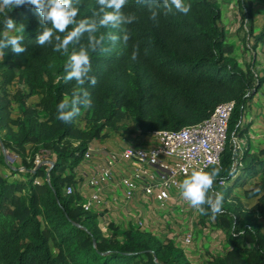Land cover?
<instances>
[{"label": "trees", "instance_id": "trees-1", "mask_svg": "<svg viewBox=\"0 0 264 264\" xmlns=\"http://www.w3.org/2000/svg\"><path fill=\"white\" fill-rule=\"evenodd\" d=\"M185 2L191 4L187 15H161L157 26L149 19L146 6L128 0L124 11L135 13L137 20L125 26L130 32L127 47L118 41L114 46L108 44L109 53H90V76H95L97 83L83 86L92 107L81 109L88 124L81 128L75 120L65 124L56 118L58 103L80 87L75 81L61 79L67 57L51 45L36 43L43 27L34 9L17 7L8 13L18 27L24 26L25 52L4 50L0 81L6 86L18 76L27 89L17 95L19 114L12 119L16 128L7 130L0 141L20 157L28 179L10 181L0 175V264H192L181 247L148 230L112 225L111 233L105 235L98 223L99 212L84 209L78 191L67 193L65 187L78 181L73 168L105 127H117L128 117L143 133L177 129L201 121L227 100H234L235 105L220 154L222 171L214 183V189L224 194L223 212L214 218L225 231L230 248L206 264H264V231L257 219V215L264 219V157L252 151L247 140L240 163H236L239 154L235 146V138L246 131L241 128L246 103L261 87L264 76L255 71L253 60L242 67L225 53L226 31L216 0ZM237 4L242 25L249 22L246 32L253 36L252 48L264 43V26L253 31L250 3L237 0ZM97 7L96 0H82L77 19L90 17ZM3 19L0 14V31ZM81 43L86 44V39ZM137 44L140 51L133 60ZM33 94L39 96L35 106L26 103ZM43 148L55 153L48 177L47 166L34 162ZM12 171L18 172V167ZM254 175L257 180L246 191L258 195L254 206L244 208L240 201L231 202L234 188L245 185ZM39 177L42 183L36 184ZM11 198L16 204L14 214L6 208ZM202 216L212 215L209 210Z\"/></svg>", "mask_w": 264, "mask_h": 264}, {"label": "rangeland", "instance_id": "rangeland-1", "mask_svg": "<svg viewBox=\"0 0 264 264\" xmlns=\"http://www.w3.org/2000/svg\"><path fill=\"white\" fill-rule=\"evenodd\" d=\"M221 8L220 23L226 31L224 39V50L227 55L237 59L242 67L247 63L254 61V69L264 76V43H257L254 48L253 36L247 34L249 22L242 25V12L238 7L237 0H216ZM252 8V25L254 33L258 32L264 26V0H247ZM18 73V68L14 67ZM1 79V77H0ZM26 85L18 76L3 86L0 81V101L2 102L0 110V136L7 130L15 129L16 125L12 121L19 114L17 95L26 90ZM39 96L33 94L28 96L26 103L36 105ZM78 127H86L83 114L74 118ZM246 129L245 133L237 137L241 149L244 148L247 140L250 142L252 151L257 152L260 157H264V82L261 87L250 98L243 111L241 119V128ZM150 136L143 133L128 117L118 122L117 127H105L101 135L95 137L89 142V156L79 163V167L73 168V173L84 177L88 166L99 159L104 151L112 149H121L124 146H138L148 144ZM137 140V141H136ZM139 140L140 143H139ZM91 143V145H90ZM30 143L26 144L29 148ZM5 155L12 157V160ZM55 153L49 149L43 148L36 154L34 162L45 164L47 168L54 160ZM47 159L46 162H41ZM20 157L13 151L2 149L0 144V175L7 176L10 181H24L26 177L25 170L20 164ZM18 167V172L12 171ZM65 172H70L66 169ZM247 176L245 175V178ZM257 180V175L251 179H246V184L237 186L230 193L231 202L240 201L244 208H250L257 202L258 195H249L246 193ZM38 181V182H37ZM34 182L42 183L39 177ZM16 196L18 194H15ZM82 199L81 195H78ZM238 199V200H236ZM6 208L14 214L16 204L7 200ZM98 212L103 211L104 215L98 216V223L105 235H109L114 226L119 228L136 227L148 230L156 234L164 242L171 240L181 247L192 264H206L207 260L217 254H224L230 248L225 236V231L217 224L213 216H202L195 209H179L176 205H167L160 207L152 199L136 194L132 197L128 205H124L122 191L114 185H107L102 193V203L98 206ZM257 219L262 225L264 231V219L257 215ZM114 225V226H112ZM186 230L192 232L191 242L186 244L183 239ZM55 252H58L56 249Z\"/></svg>", "mask_w": 264, "mask_h": 264}, {"label": "clouds", "instance_id": "clouds-1", "mask_svg": "<svg viewBox=\"0 0 264 264\" xmlns=\"http://www.w3.org/2000/svg\"><path fill=\"white\" fill-rule=\"evenodd\" d=\"M81 2L82 0H0V14L4 16V29L0 31V61L3 60L6 48L16 54L25 52L22 44L25 39L24 26L18 27L8 16L17 7H30L40 17L43 31L37 35L36 43L41 47L51 45L54 51L67 57L63 65L65 74L61 79L65 83L75 81L80 87L73 88L71 97L64 98L56 106V118L65 124L79 116L82 108L92 107L91 97L83 88L86 83L93 87L97 83L96 77L90 76V53H109L111 48L108 44L114 46L118 41L127 47L130 32L125 26L137 20L135 13L124 11L128 0H96L98 7L92 15L77 19ZM136 4L147 7L149 19L157 26L161 15H187L191 10V4L185 0H136ZM83 39H86V44L81 43ZM139 51V45H134L131 59L136 60ZM144 54H148L147 49ZM221 171L218 161L210 160L202 168L194 167L190 172L185 170V177L178 184L181 197L200 215H207L210 210L215 217L223 212L224 194L214 189ZM255 191L258 192L259 189ZM239 235H244V232L241 231Z\"/></svg>", "mask_w": 264, "mask_h": 264}, {"label": "built area", "instance_id": "built-area-1", "mask_svg": "<svg viewBox=\"0 0 264 264\" xmlns=\"http://www.w3.org/2000/svg\"><path fill=\"white\" fill-rule=\"evenodd\" d=\"M234 100L218 103L209 115L199 122L177 129H154L148 132V144L124 146L106 151L89 173L65 187L67 193L78 191L81 205L86 210L97 211L102 203V193L107 185L122 191L124 205L136 194L148 197L160 207L176 205L179 209L190 205L181 197L179 182L185 170L202 168L208 161L217 160L226 141L229 116ZM235 138L240 163L241 144ZM88 148L84 158L89 156ZM221 183L224 181L221 180ZM192 232L186 230L183 241L191 242Z\"/></svg>", "mask_w": 264, "mask_h": 264}, {"label": "crops", "instance_id": "crops-1", "mask_svg": "<svg viewBox=\"0 0 264 264\" xmlns=\"http://www.w3.org/2000/svg\"><path fill=\"white\" fill-rule=\"evenodd\" d=\"M137 141V140H136ZM140 141L141 140H139V143H140ZM90 145H91V143H90ZM91 147V152H92V149H93V147H92V145L90 146ZM106 153V151H104V154ZM103 153L100 155V159L102 160V158H103V155H104ZM99 159H95V162L93 163V164H90V167L88 166V171H87V173H89L91 170L90 169H92L93 167H94V165L97 163V162H99L98 161ZM78 167H79V165H78ZM99 215L100 216H102V215H104V212L103 211H99Z\"/></svg>", "mask_w": 264, "mask_h": 264}, {"label": "water", "instance_id": "water-1", "mask_svg": "<svg viewBox=\"0 0 264 264\" xmlns=\"http://www.w3.org/2000/svg\"><path fill=\"white\" fill-rule=\"evenodd\" d=\"M0 144H1V147H2V149L5 151L6 150V148H5V146L3 145V143L0 141ZM6 157H9V155H5V159H6ZM11 160H12V157L10 156L9 157ZM47 161V159H44V160H42L41 162H46ZM52 163H53V160L51 161V165H52ZM40 163H38V165H39ZM37 165V166H38ZM50 165V166H51ZM50 166L47 168V177H48V173H49V168H50ZM33 170H34V168H33Z\"/></svg>", "mask_w": 264, "mask_h": 264}]
</instances>
